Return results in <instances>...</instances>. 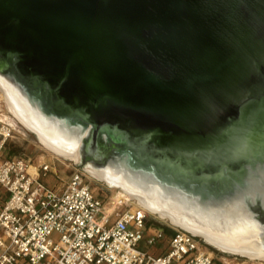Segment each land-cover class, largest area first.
I'll return each instance as SVG.
<instances>
[{
  "label": "water",
  "instance_id": "water-1",
  "mask_svg": "<svg viewBox=\"0 0 264 264\" xmlns=\"http://www.w3.org/2000/svg\"><path fill=\"white\" fill-rule=\"evenodd\" d=\"M0 80L94 180L264 257V0H0Z\"/></svg>",
  "mask_w": 264,
  "mask_h": 264
},
{
  "label": "built area",
  "instance_id": "built-area-1",
  "mask_svg": "<svg viewBox=\"0 0 264 264\" xmlns=\"http://www.w3.org/2000/svg\"><path fill=\"white\" fill-rule=\"evenodd\" d=\"M14 131L0 118V264H264L170 224L153 228L150 212L101 194L78 167L63 177L54 161L8 155Z\"/></svg>",
  "mask_w": 264,
  "mask_h": 264
},
{
  "label": "bare ground",
  "instance_id": "bare-ground-1",
  "mask_svg": "<svg viewBox=\"0 0 264 264\" xmlns=\"http://www.w3.org/2000/svg\"><path fill=\"white\" fill-rule=\"evenodd\" d=\"M0 98L2 99L4 103L3 106H5V110L7 111V114L2 113L3 116L7 117L10 115L9 113H11L19 122V124L24 126L25 129L32 131L36 135L39 142L46 148L63 159L65 158L78 162L79 157L76 151V143L74 140L66 139L65 137L60 136L55 129L50 127H43V129H41L37 124V120L33 112L30 111L28 106L23 103L17 94H15L13 89L2 80H0ZM1 119L7 121L4 118ZM10 124L13 125L12 123ZM86 169L94 179L100 180L104 183L106 182L107 184H111L114 178H117L116 176H112L110 173H107L104 170H94L88 166ZM118 184L120 188L113 187L115 188L114 191L116 190L114 193L116 197H133L138 199V203L142 205L144 209L155 214L162 220L179 225L188 231H191L192 233L207 239L209 242L214 243L222 249L237 251L238 253L249 256L253 255V251L250 250L249 247L245 246V244L251 243L250 239L241 237L235 242H225L210 233L208 229L194 224L193 222L187 221L183 215L178 214L168 206L157 202L155 195L149 196L145 192L138 190L125 181H119Z\"/></svg>",
  "mask_w": 264,
  "mask_h": 264
},
{
  "label": "rangeland",
  "instance_id": "rangeland-1",
  "mask_svg": "<svg viewBox=\"0 0 264 264\" xmlns=\"http://www.w3.org/2000/svg\"><path fill=\"white\" fill-rule=\"evenodd\" d=\"M4 103L2 99L0 98V118L6 119L8 122L12 123L16 130L14 131V138L10 141L11 146H17L20 147V152L22 154H25L26 157H30L33 161L39 162V161H54V167L56 168L58 174L60 176L66 177L73 169L74 163L72 160L69 161V159H63L62 157L58 156L57 154L53 153L51 150L46 148L43 144L38 142L39 140L35 138V136L28 132L27 130H24L25 127L19 124V122L15 119V117L9 113L10 115L5 117L2 115V113H6L5 106H3ZM19 126L23 127L24 129H21ZM9 141V140H8ZM8 147L6 148L5 152H8ZM49 180L55 181L56 178L53 176L48 177ZM96 183L99 184L98 181L95 180ZM105 185V184H103ZM109 191H107L106 186H101L100 193L103 195H114L115 188H108ZM150 218L153 220L152 227L158 228L160 225H168L169 223L166 220H162L158 218L156 215H151ZM171 225V224H170ZM153 250V249H151Z\"/></svg>",
  "mask_w": 264,
  "mask_h": 264
},
{
  "label": "trees",
  "instance_id": "trees-1",
  "mask_svg": "<svg viewBox=\"0 0 264 264\" xmlns=\"http://www.w3.org/2000/svg\"><path fill=\"white\" fill-rule=\"evenodd\" d=\"M14 138V135L9 139V141L6 144V148L8 147V155L12 156V155H19V156H23L26 157L25 154H22L20 152V147L17 146H11L10 141ZM164 230L168 231L170 230L167 226L165 225H160Z\"/></svg>",
  "mask_w": 264,
  "mask_h": 264
}]
</instances>
